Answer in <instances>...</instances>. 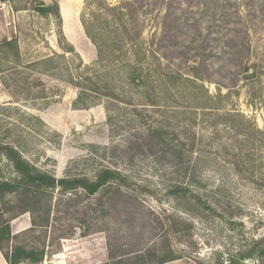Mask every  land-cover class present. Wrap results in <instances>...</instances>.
I'll list each match as a JSON object with an SVG mask.
<instances>
[{"label": "rangeland", "instance_id": "rangeland-1", "mask_svg": "<svg viewBox=\"0 0 264 264\" xmlns=\"http://www.w3.org/2000/svg\"><path fill=\"white\" fill-rule=\"evenodd\" d=\"M53 1L57 8L41 13L43 0H0V143L57 178L105 166L146 186V207L190 226L173 242L190 258L171 264H258L264 0H171L177 21L164 42L162 0H146L141 41L122 42L126 55L106 51L101 61L83 24L100 42L118 41L129 22L120 19L121 0ZM0 178H17L2 155ZM60 249L43 264L108 260L103 233L78 232Z\"/></svg>", "mask_w": 264, "mask_h": 264}, {"label": "trees", "instance_id": "trees-1", "mask_svg": "<svg viewBox=\"0 0 264 264\" xmlns=\"http://www.w3.org/2000/svg\"><path fill=\"white\" fill-rule=\"evenodd\" d=\"M145 1L121 0L117 8L120 19L126 18L129 22L120 27L118 41L100 42L101 33L83 24L100 61L106 51L126 55L120 47L122 42L135 46L141 41L144 32L137 23L138 9L144 7ZM158 2L154 1V7ZM172 4L171 0L161 3L162 42L174 38L171 34L177 18ZM198 6L202 7L203 3L199 1ZM49 10L36 9L41 13ZM196 78L203 79L199 75ZM90 90L97 93L95 89ZM87 92L83 90L82 94ZM75 106L89 107L88 104ZM257 133L264 137V132L257 129ZM0 155L11 163L17 174L14 180L0 178V253L7 264H43L59 253L64 240L78 232L83 236L105 234L108 260L103 264H171L190 258L185 250L173 245L189 232V224L165 211L158 213L146 207L141 197L151 191L133 182L123 171L102 166L92 176L69 171L65 177L57 178L38 170L9 144L0 143ZM25 214L31 217L30 227L12 235L11 222ZM241 258L249 259L251 255ZM257 263L264 264V250L259 253ZM197 264L202 263L197 261Z\"/></svg>", "mask_w": 264, "mask_h": 264}, {"label": "crops", "instance_id": "crops-1", "mask_svg": "<svg viewBox=\"0 0 264 264\" xmlns=\"http://www.w3.org/2000/svg\"><path fill=\"white\" fill-rule=\"evenodd\" d=\"M61 16H62V18H63V15H61ZM63 20H64V18H63ZM64 26H65V20H64ZM71 41H72V40H71ZM72 42H73V41H72ZM14 226H15V222H13V223L11 224V226H10L12 235L18 234V233H20V232L26 230L27 228H29V227H30V219H29V221L26 220V221H24L22 224L17 225L16 227H14ZM0 264H7V263L5 262V260L3 259L1 253H0Z\"/></svg>", "mask_w": 264, "mask_h": 264}, {"label": "water", "instance_id": "water-1", "mask_svg": "<svg viewBox=\"0 0 264 264\" xmlns=\"http://www.w3.org/2000/svg\"><path fill=\"white\" fill-rule=\"evenodd\" d=\"M43 4H44V9H52V8H54L55 7V2L52 0H43ZM251 74L249 73V74H246V77L247 78H251Z\"/></svg>", "mask_w": 264, "mask_h": 264}]
</instances>
